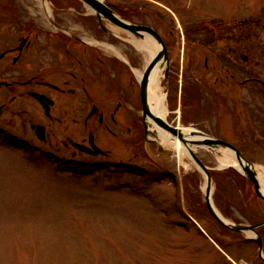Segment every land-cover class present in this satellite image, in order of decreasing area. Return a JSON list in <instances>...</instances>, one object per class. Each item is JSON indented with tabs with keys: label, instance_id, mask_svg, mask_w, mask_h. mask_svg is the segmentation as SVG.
<instances>
[{
	"label": "flooded vegetation",
	"instance_id": "1",
	"mask_svg": "<svg viewBox=\"0 0 264 264\" xmlns=\"http://www.w3.org/2000/svg\"><path fill=\"white\" fill-rule=\"evenodd\" d=\"M82 4L0 0V137L35 149L109 153L113 163L112 149L145 148L146 112L135 71L146 68L145 50L133 44L143 54L138 61L100 42L101 27L82 18ZM128 4L115 10H138V39L149 36L155 55H162L156 64L163 67L168 107L179 85L178 111L172 110L180 118L202 121L205 134L245 157L250 149L264 152V0ZM183 7L186 16L178 13Z\"/></svg>",
	"mask_w": 264,
	"mask_h": 264
},
{
	"label": "rangeland",
	"instance_id": "2",
	"mask_svg": "<svg viewBox=\"0 0 264 264\" xmlns=\"http://www.w3.org/2000/svg\"><path fill=\"white\" fill-rule=\"evenodd\" d=\"M106 1L124 8L138 0ZM181 1L191 6L197 0ZM80 8L82 18L97 22L85 15L87 5ZM119 12L138 21L137 9ZM106 26L119 38L97 30L100 42L143 60L131 42L137 36L109 21ZM102 49L110 51L107 45ZM173 93L166 118L187 125L191 120L178 119L172 110L178 107L179 85ZM147 136L145 148L112 149L113 163L109 153L81 155L43 149L45 144L35 149L0 137V264H264L253 232L229 229L210 214L205 174L190 154L178 156L172 144ZM194 150L212 168V198L220 213L234 223L264 220V200L253 182L219 165L227 149ZM249 153L255 166H264L262 150Z\"/></svg>",
	"mask_w": 264,
	"mask_h": 264
},
{
	"label": "water",
	"instance_id": "3",
	"mask_svg": "<svg viewBox=\"0 0 264 264\" xmlns=\"http://www.w3.org/2000/svg\"><path fill=\"white\" fill-rule=\"evenodd\" d=\"M82 1L87 3L93 9V11L96 12L97 16L99 17V21L101 24H102V18L104 17V18L108 19L109 21L117 24L118 26L123 27L125 29H128L132 33L138 34V32H139L138 30H139L140 26L137 24H134V23H129V22L123 20L122 18H120L117 15V13L115 12V10L113 9V7L110 4H108L105 0H82ZM156 36L158 37V35H156ZM157 39L161 40L159 37ZM160 56H161V53L158 54L157 57L150 62L149 66L147 67V70L144 73L143 79L141 81V95H142L143 104H144V111L152 119L154 124H156L159 127L166 129L167 131H169L173 135H177L182 141H184V137H183L180 130H178L176 127H173L170 124H168L161 116H159V115L155 114L153 111H151L147 105V100H146L147 77H148V74H149L152 66L154 65L155 61L158 58H160ZM165 60H167L166 55H165ZM147 131L148 130H146V133H147ZM197 132H199L200 134H203L200 131H197ZM150 134L154 135L153 133H150ZM203 135H205V134H203ZM198 142H201V143H198ZM195 143L202 144V145H211L212 147H217V146L222 145V146H225L227 148H230L229 150H231L235 154L237 162H238L239 166L241 167V170H239V172L254 182L256 193L260 197L264 198V193L260 190V184H259V181L256 177L255 170L253 169V163L251 161H249L248 159H246L238 149H235L229 143L222 141L220 139H216V138H209L208 141L201 139V141H196ZM187 151L190 154V156L192 157V159L195 161V163L205 173V177H206L205 203H206L207 208L210 211V213L220 223H222L223 225H225V226H227L233 230H236V231H247V230L255 231L256 227L264 224V221L254 223V224L234 223V222H231V221L225 219L223 216H221L217 212V210L215 209V207L212 203V199H211V174H210L208 168L206 167V165L202 162V160L196 155V153L191 148H188ZM230 166L234 168V166H232V165H230ZM258 242H259L260 248H261V240L259 237H258Z\"/></svg>",
	"mask_w": 264,
	"mask_h": 264
},
{
	"label": "bare ground",
	"instance_id": "4",
	"mask_svg": "<svg viewBox=\"0 0 264 264\" xmlns=\"http://www.w3.org/2000/svg\"><path fill=\"white\" fill-rule=\"evenodd\" d=\"M131 42L136 46L140 47L141 49L144 48V57L145 60L148 61L151 59L153 52L155 51L156 44L155 42L149 37L146 36L144 40H140L138 38H131ZM137 75L141 74V71L136 69L135 70ZM162 74H163V67L161 64H156L152 69L149 77L148 83V101L150 109L157 115L161 116L162 118L166 117V99H165V92L162 91ZM183 137L184 141H182L177 135L172 136L167 130H164L160 127L155 126V124H150V131L154 133L155 136L158 138L159 142L164 144H172L178 152V156H181L182 152H188V148H195L197 145H202L195 143L196 141H201L204 139L206 141L209 140L205 135L200 134L197 132L193 125H179L178 126ZM234 165L237 167L234 155L229 151H223V156L219 159V165L226 166V165ZM262 169L259 171V169ZM257 175L260 183V189L264 192V166H256Z\"/></svg>",
	"mask_w": 264,
	"mask_h": 264
}]
</instances>
